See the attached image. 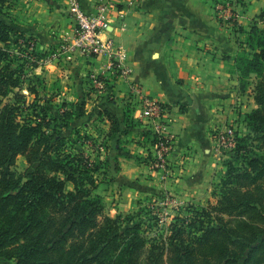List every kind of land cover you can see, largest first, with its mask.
Instances as JSON below:
<instances>
[{"label": "trees", "instance_id": "1", "mask_svg": "<svg viewBox=\"0 0 264 264\" xmlns=\"http://www.w3.org/2000/svg\"><path fill=\"white\" fill-rule=\"evenodd\" d=\"M20 2L0 0V259L11 264H264V27L258 22L264 9L247 32V49L235 57L242 92L253 75L257 78V107L245 115L247 133L237 135L225 175L212 192L217 200L186 206L191 216L174 217L172 233L158 243L144 234L141 222L106 213L97 193L103 167L74 149L71 132L64 133V128L74 132V103L63 104L60 118L51 117L47 106L38 111L41 98L29 85L36 99L29 105L33 114L19 119L26 64L38 65L29 55L17 68L11 61L10 48L33 39L15 30L7 11ZM50 52L37 45L39 60ZM10 96L13 102L5 103ZM129 110L133 117L134 107ZM105 115L112 135L123 132L117 117ZM145 131L154 143L152 131ZM19 156L38 163L31 172H19L14 169Z\"/></svg>", "mask_w": 264, "mask_h": 264}, {"label": "crops", "instance_id": "2", "mask_svg": "<svg viewBox=\"0 0 264 264\" xmlns=\"http://www.w3.org/2000/svg\"><path fill=\"white\" fill-rule=\"evenodd\" d=\"M27 1L25 9L7 10L16 19L12 18V25L16 23L20 32L36 38L46 52L56 50L74 31L70 0ZM102 1L80 0L89 13ZM223 3L232 4L235 20L221 16L219 5ZM263 7L264 0H111L107 13L110 27L104 37L123 46L131 70L129 79L107 74L106 85L99 90L88 74L102 69L104 60L81 56L41 61L27 71L28 76L47 85H65L56 91L61 98L57 103H74L78 116L91 120V133L97 135L100 120L106 123L108 144L96 145L93 158L108 163L99 174L103 179L98 175L97 189L108 215L129 213L140 200L163 194L179 203L209 200L211 183L220 169L213 149L216 132L229 126L243 130L245 115L257 107L251 91H241L234 65L235 57L247 49V32ZM131 82L173 109L169 131L177 141L166 170H152L142 159L146 153H151V158L153 154L152 141L143 137L144 123L134 113V126L123 123L130 114ZM39 97L51 108V117L60 118L67 107L51 106L49 94ZM105 112L117 117L121 130L127 132L112 135ZM100 136L96 137L102 140Z\"/></svg>", "mask_w": 264, "mask_h": 264}, {"label": "built area", "instance_id": "3", "mask_svg": "<svg viewBox=\"0 0 264 264\" xmlns=\"http://www.w3.org/2000/svg\"><path fill=\"white\" fill-rule=\"evenodd\" d=\"M111 0H103L96 11H85L80 0H70L71 12L74 19V31L70 38L66 39L56 50L51 51L46 59H38L36 55L37 44L29 40L23 46L28 49V55L32 61H61L73 57H86L88 59L102 58L104 64L100 70H92L89 80L99 90L106 85L107 74L114 77L129 79L131 70L127 66V54L123 46L117 44L112 37H104L110 27V19L107 15ZM221 16L228 20L237 17L228 3L219 5ZM128 99L134 107L135 118L144 123L146 130H151L155 136L153 143L152 159L149 167L152 170H166L169 167L168 155L176 146V137L169 131L174 121L173 109L169 104L145 94L143 89L134 84L129 85ZM235 127H226L216 132L215 141L222 151L233 152L237 147V133Z\"/></svg>", "mask_w": 264, "mask_h": 264}, {"label": "rangeland", "instance_id": "4", "mask_svg": "<svg viewBox=\"0 0 264 264\" xmlns=\"http://www.w3.org/2000/svg\"><path fill=\"white\" fill-rule=\"evenodd\" d=\"M27 4H28L27 0H21V2L18 4L17 7H21L22 9H25ZM229 5L232 7V4H229ZM233 8H234V6H233ZM263 9H264V7L262 8V10ZM12 18L14 19V21H16V19L14 17H12ZM258 22H259V25L261 27H264V20L263 19H259ZM13 26H15V30L20 32L17 29L16 23H13ZM27 36L28 35H26V37ZM15 37H17V35H15ZM32 38H33L32 40H34L37 44V39L34 37H32ZM22 41L23 40L19 41L21 46L18 43V45L14 44L13 47L10 48L11 61L13 63L14 68H17L18 65L22 64L21 62H23L26 59V57H28V49L22 45L23 44ZM26 65H27L26 67H28V69L26 71H29L31 68H33L31 62L30 63L27 62ZM23 80H24V87H23L22 93L25 94L26 99H25V102H20V106H22L21 107V113L19 115L20 120L27 119V118H29L30 115L33 114V109L30 108L29 105L32 102L36 101L35 96L33 94L24 90L25 87H27V85L34 86L37 89L38 94L41 96H46L47 94H49L50 98L52 99L51 102H52V104H54L51 106H56L55 105V103H56L58 108H60V105H61V108L63 107L62 103H57V102H60L61 98H59V99L57 98L58 96L56 95L57 94L56 91H58L60 88H63V86H65V85H60V84L58 86L47 85L45 83V81L41 82L40 79H37V77L33 78L31 76H28L26 72H25V76L23 77ZM256 80H257V78L255 77V75H253L251 77V80H250L251 84L249 85V87L247 89L248 93H250V91H251L252 97L254 96L253 89H254ZM66 87H70V86L67 85ZM16 91L19 92L20 90L17 89ZM12 98H13V96L6 98L4 100V102L5 103L11 102V101L13 102ZM37 101L39 102L38 111L41 109L42 106L46 107V104L43 102L44 100L42 101V98L38 99ZM57 107H54L55 108V114H57V112H58V110H56V109H58ZM130 107H131V104H128L127 109H130ZM46 108H48V107H46ZM49 109H51V108H48V110ZM129 113H131L130 110H129ZM34 115H35V113H34ZM129 115H127L126 117H128ZM75 119H76V121H74L73 125H72V128L75 125L74 132H73V129H71V130L68 129V131H67V129L64 128V133L69 134V132H71V134L69 135L70 136L69 137V144L71 146H73L74 149H77L79 151H84L86 153V155H88L92 160H95L96 162H100L101 166L103 168L107 169L108 163L106 160L100 161L99 159L93 158L94 154L96 153V151H95L96 145L99 147V146H105V144H108V141L106 140L107 135L105 133L106 132L105 131L106 130V127H105L106 123H104L102 120H100L101 123L98 122V124H100V125L98 128L99 131H97V135H98V133L101 134L100 137L102 140H100V138L96 137L97 135H96L95 131L93 133H91L92 131L90 130V127L88 125V123L89 124L91 123V120H89L85 116H82V117L77 116ZM129 121H130L131 126H134L136 124L131 119V116H129ZM231 127L233 128V126H231ZM77 130H78V132H77ZM124 130H127V129H123V131ZM128 132L131 133L130 131H128ZM236 133H237V135L238 134L239 135H241V134L245 135L247 132H246V129L244 128L243 130L237 129ZM128 135H131V134H128ZM146 139H148V138H146ZM213 149H214V154H215V160L220 165L219 166L220 169H218V173H216L217 174L216 179H214V181L211 183V188H210L211 196H210L208 201L206 200L202 204H197V203H194L191 201H189L188 203H179V202L175 201L174 198L172 196H170L169 194H163V195L155 197V198H151V199H147V200H144V199L140 200L139 201L140 205L137 206L135 210L130 211L129 213H126V214H122L123 217H128L130 219L129 221L131 223L141 222L143 224L144 234L148 238L155 239L156 242H158V243H161L162 240H167L168 236L172 233L171 224L174 222V217L182 215V214H184L185 216H191V213L189 214V211L184 210L186 206L191 205V204H195L198 206H208L209 203H215L216 202L217 199L214 195H212V192L215 189H218L219 183H220L221 179L224 177L225 172H226L225 164L231 160L232 152L222 151L221 149L218 148L217 144H215ZM145 156L146 157H142V159H144V162L149 164V160L152 159L150 157L151 153H146ZM37 163H38V161H34L33 164H30L24 156H19L17 159V163L14 166V169L18 170L19 172H31L34 169V167H36ZM100 179H103V175H99V180ZM104 180H105V178H104ZM68 187L71 188V185H68ZM181 208H183L182 211L180 210ZM148 246H150V244ZM0 264H11V263L3 261L0 259Z\"/></svg>", "mask_w": 264, "mask_h": 264}]
</instances>
